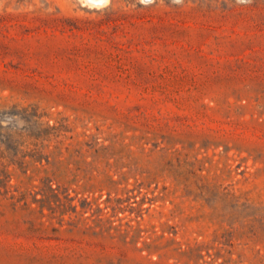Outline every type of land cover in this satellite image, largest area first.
<instances>
[{
	"label": "rangeland",
	"instance_id": "rangeland-1",
	"mask_svg": "<svg viewBox=\"0 0 264 264\" xmlns=\"http://www.w3.org/2000/svg\"><path fill=\"white\" fill-rule=\"evenodd\" d=\"M0 264H264V0H0Z\"/></svg>",
	"mask_w": 264,
	"mask_h": 264
},
{
	"label": "bare ground",
	"instance_id": "bare-ground-1",
	"mask_svg": "<svg viewBox=\"0 0 264 264\" xmlns=\"http://www.w3.org/2000/svg\"><path fill=\"white\" fill-rule=\"evenodd\" d=\"M90 3H93L94 5H102L106 3L108 0H88Z\"/></svg>",
	"mask_w": 264,
	"mask_h": 264
}]
</instances>
